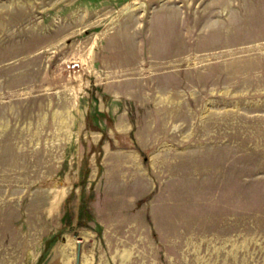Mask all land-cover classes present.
Returning a JSON list of instances; mask_svg holds the SVG:
<instances>
[{
  "label": "rangeland",
  "instance_id": "obj_1",
  "mask_svg": "<svg viewBox=\"0 0 264 264\" xmlns=\"http://www.w3.org/2000/svg\"><path fill=\"white\" fill-rule=\"evenodd\" d=\"M75 241L264 264V0H0V264Z\"/></svg>",
  "mask_w": 264,
  "mask_h": 264
},
{
  "label": "bare ground",
  "instance_id": "obj_2",
  "mask_svg": "<svg viewBox=\"0 0 264 264\" xmlns=\"http://www.w3.org/2000/svg\"><path fill=\"white\" fill-rule=\"evenodd\" d=\"M64 189V188H63ZM63 195H64V192H63V190H62V192L58 195V197H57V199L55 200L56 202H55V204L56 203H58V202H60V200H61V198L63 197ZM73 245H74V248H75V254H74V256H75V261H68L67 262V264H77V261H78V255H79V257H80V264H93V262H94V259H93V257L92 256H89V255H87L86 254V251H84V250H81L80 248H79V246H78V242L77 241H75L74 243H73ZM72 262V263H71Z\"/></svg>",
  "mask_w": 264,
  "mask_h": 264
},
{
  "label": "water",
  "instance_id": "obj_3",
  "mask_svg": "<svg viewBox=\"0 0 264 264\" xmlns=\"http://www.w3.org/2000/svg\"><path fill=\"white\" fill-rule=\"evenodd\" d=\"M77 264H80V257H79V255H78V261H77Z\"/></svg>",
  "mask_w": 264,
  "mask_h": 264
}]
</instances>
